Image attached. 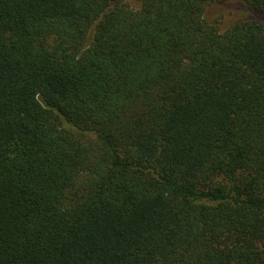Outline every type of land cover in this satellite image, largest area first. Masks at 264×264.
<instances>
[{"label": "trees", "instance_id": "1", "mask_svg": "<svg viewBox=\"0 0 264 264\" xmlns=\"http://www.w3.org/2000/svg\"><path fill=\"white\" fill-rule=\"evenodd\" d=\"M0 0V264H264V0Z\"/></svg>", "mask_w": 264, "mask_h": 264}, {"label": "rangeland", "instance_id": "2", "mask_svg": "<svg viewBox=\"0 0 264 264\" xmlns=\"http://www.w3.org/2000/svg\"><path fill=\"white\" fill-rule=\"evenodd\" d=\"M125 2L130 8L137 6L134 0H125ZM203 17L206 22L214 23L219 32H224L232 25L242 21L264 23V12L251 9L236 1L212 4L206 7Z\"/></svg>", "mask_w": 264, "mask_h": 264}]
</instances>
